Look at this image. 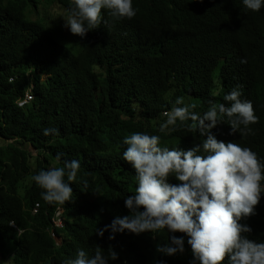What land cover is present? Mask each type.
<instances>
[{
    "label": "trees",
    "instance_id": "16d2710c",
    "mask_svg": "<svg viewBox=\"0 0 264 264\" xmlns=\"http://www.w3.org/2000/svg\"><path fill=\"white\" fill-rule=\"evenodd\" d=\"M132 4L133 18L102 10L99 27L80 37L61 21L72 0H0V264H67L78 250L91 257L98 246L105 256L109 248L118 254L108 264H189L183 233L175 235L185 237V251L173 256L156 251L168 242L166 229L97 235L115 216L129 215L124 199L135 193L136 175L123 159L124 137L159 135L162 148L185 151L203 141L187 131L191 121L159 131L177 97L203 115L209 100L223 103V91L239 86L259 117L253 134H230L227 118L211 132L264 161V7L254 12L242 0ZM51 9L65 12L52 21ZM218 79L222 91L214 96ZM28 90L31 99L20 108ZM46 128L58 131L46 136ZM65 160L80 162L73 200L49 204L30 178ZM168 182L179 183L174 176ZM58 209L63 229L53 224ZM240 223L251 227L249 239L264 238V193Z\"/></svg>",
    "mask_w": 264,
    "mask_h": 264
},
{
    "label": "clouds",
    "instance_id": "9594fccd",
    "mask_svg": "<svg viewBox=\"0 0 264 264\" xmlns=\"http://www.w3.org/2000/svg\"><path fill=\"white\" fill-rule=\"evenodd\" d=\"M242 3L254 12L264 7V0H242ZM105 9L116 18L131 19L136 15L132 0H72L64 27L84 37L99 27ZM213 84L218 90L213 95L217 96L222 85L219 79ZM223 92L227 93L221 97L223 103L209 100L203 115L194 111L196 104L185 105L183 97H177L176 106L164 113L166 120L159 124L160 132L175 131L178 121L182 125L191 121L186 125L187 131L204 137L200 144L186 151L162 148L159 135L134 132L124 137L123 144L127 147L122 155L135 170V193L124 199L129 215L115 216L110 224L97 230L98 236H103L105 230H110L113 235L109 239H114L115 233L125 230L139 235L166 229L168 242L156 247L157 252L166 256L185 251V237L175 235L179 232L185 234L191 249L189 264H224L226 259L228 264H264V238H255L258 242L249 239L245 234L252 232L251 227L240 223L255 214V206L264 193V161L251 148L218 140L211 132L227 118L230 134L245 137L253 134L250 125L258 123L259 117L252 102L240 98L239 86ZM57 131L46 128L43 134ZM61 156L56 155L58 162ZM79 169V160H65L62 167L40 170L30 179L44 190L41 192L44 201L64 205L73 200L70 184L76 182ZM170 176L179 183H169ZM84 183L86 186L87 182ZM51 238L57 240L56 234ZM117 258L111 248L105 256L98 246L91 257L83 249L78 250L67 264H108L109 259ZM157 264L165 262L160 260Z\"/></svg>",
    "mask_w": 264,
    "mask_h": 264
},
{
    "label": "built area",
    "instance_id": "2783aa9c",
    "mask_svg": "<svg viewBox=\"0 0 264 264\" xmlns=\"http://www.w3.org/2000/svg\"><path fill=\"white\" fill-rule=\"evenodd\" d=\"M27 99H28V100H27ZM27 99H26V100H23V101H20V102L18 103V106H19L20 108L25 107V106L28 104V102H29V100L31 99V97H30V96H27ZM38 209H39V206L36 205V206H35V209H34V214L38 211ZM61 215H62V211H61L60 209H58L57 212H56V217H55V219H53L54 227L57 228V229H62V228L64 227V226H63V223H62V220H61ZM10 226L13 227L14 229H16V227L14 226L13 223H11ZM51 236H52L53 238H55V234L53 233V231L51 232ZM55 239H56V238H55Z\"/></svg>",
    "mask_w": 264,
    "mask_h": 264
},
{
    "label": "rangeland",
    "instance_id": "374dc122",
    "mask_svg": "<svg viewBox=\"0 0 264 264\" xmlns=\"http://www.w3.org/2000/svg\"><path fill=\"white\" fill-rule=\"evenodd\" d=\"M51 12H52V15H51V17H50V19L52 20V21H54L56 18H61L62 16H63V14H64V10L62 9V10H59V12H58V10L57 9H51ZM64 18L65 17H62L61 18V21L62 22H64ZM66 34V33H65ZM65 34H60V37L62 36V35H65ZM67 35V34H66ZM32 77H34V74H32ZM43 81V80H42ZM27 93H28V95L30 96V95H32V93L30 92V90H28L27 91ZM5 142V145L6 144H12V143H14V141L13 140H7V141H4ZM27 148V147H26Z\"/></svg>",
    "mask_w": 264,
    "mask_h": 264
}]
</instances>
